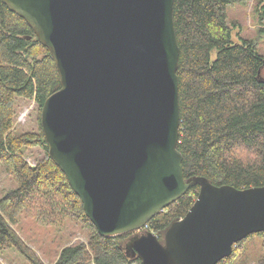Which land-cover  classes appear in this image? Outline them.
I'll return each instance as SVG.
<instances>
[{
  "label": "water",
  "instance_id": "1",
  "mask_svg": "<svg viewBox=\"0 0 264 264\" xmlns=\"http://www.w3.org/2000/svg\"><path fill=\"white\" fill-rule=\"evenodd\" d=\"M174 1L2 0L55 61L61 89L41 128L98 233L137 232L127 247L142 264H218L264 233V187L185 180ZM194 186L195 204L164 243L139 234Z\"/></svg>",
  "mask_w": 264,
  "mask_h": 264
},
{
  "label": "trees",
  "instance_id": "2",
  "mask_svg": "<svg viewBox=\"0 0 264 264\" xmlns=\"http://www.w3.org/2000/svg\"><path fill=\"white\" fill-rule=\"evenodd\" d=\"M246 1L175 0L173 11L180 50L177 149L185 180L201 177L214 186L238 190L264 187V56L251 41L233 42L227 22L228 7ZM60 89L50 51L0 0V169L12 184L0 197V257L15 251L28 264H46L44 242L30 234L32 226L52 236L51 245L59 240L52 246L57 253L50 264H142L127 247L137 232L101 236L66 175L50 158L41 112ZM19 100L35 102L34 131L21 133L16 128ZM30 157L34 166L27 162ZM199 192V186L190 188L139 234L151 232L164 243L166 231L185 218ZM72 227H79L86 243L61 246ZM257 236L264 240V233ZM242 242L218 264H240ZM256 264H264V257Z\"/></svg>",
  "mask_w": 264,
  "mask_h": 264
},
{
  "label": "rangeland",
  "instance_id": "3",
  "mask_svg": "<svg viewBox=\"0 0 264 264\" xmlns=\"http://www.w3.org/2000/svg\"><path fill=\"white\" fill-rule=\"evenodd\" d=\"M228 25L231 27L232 40L235 43H242L243 40L251 41L258 53L264 56V0H248L246 2H235L228 7L227 10ZM18 109V117L16 128L19 132H31L36 128L37 108L35 102L19 100L16 105ZM37 155V151H33ZM27 162L34 166L35 159L30 157ZM12 188V184L4 171L0 169V197ZM30 226V225H29ZM32 232L39 237L40 241L44 242L43 250L46 253L43 255L46 264H50L52 259L56 257V250L53 247L59 240L56 238L51 245L52 236L46 235L41 229L30 226ZM144 229V228H143ZM142 229V230H143ZM70 233H72L70 235ZM45 239V241H44ZM75 243H86V237L82 234L79 227L69 229L64 235V240L60 241V245ZM264 240L261 236H253L242 242L239 250L240 264H256L258 260L264 257ZM60 246V247H61ZM42 256L40 250H36ZM50 254V257L48 256ZM52 258V259H51ZM1 264H28L19 254L9 252L3 257H0Z\"/></svg>",
  "mask_w": 264,
  "mask_h": 264
},
{
  "label": "bare ground",
  "instance_id": "4",
  "mask_svg": "<svg viewBox=\"0 0 264 264\" xmlns=\"http://www.w3.org/2000/svg\"><path fill=\"white\" fill-rule=\"evenodd\" d=\"M196 187V186H195ZM191 188H193V187H191Z\"/></svg>",
  "mask_w": 264,
  "mask_h": 264
}]
</instances>
